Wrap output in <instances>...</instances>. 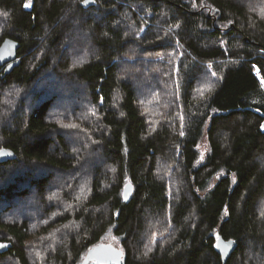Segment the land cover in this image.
<instances>
[{"label": "trees", "instance_id": "trees-1", "mask_svg": "<svg viewBox=\"0 0 264 264\" xmlns=\"http://www.w3.org/2000/svg\"><path fill=\"white\" fill-rule=\"evenodd\" d=\"M28 1L0 0V264L108 234L121 264H222L219 237L264 264V0Z\"/></svg>", "mask_w": 264, "mask_h": 264}, {"label": "water", "instance_id": "water-1", "mask_svg": "<svg viewBox=\"0 0 264 264\" xmlns=\"http://www.w3.org/2000/svg\"><path fill=\"white\" fill-rule=\"evenodd\" d=\"M20 45L11 40L5 39L3 43L0 45V70H3V75L9 74L13 68L19 65L20 59L17 57V51ZM4 153H0V157ZM3 159V158H2ZM131 192L130 187H126L124 190V199H127ZM218 254L221 257L222 264H225L227 259L231 256V254L236 249V243L231 240H224L222 238H218L217 240ZM109 249V250H107ZM5 247L0 246V251H4ZM104 250L105 252H102ZM98 253L100 255V261H97V264H121L119 258L121 253L118 250L110 248L108 245H99L94 248L90 253Z\"/></svg>", "mask_w": 264, "mask_h": 264}, {"label": "rangeland", "instance_id": "rangeland-1", "mask_svg": "<svg viewBox=\"0 0 264 264\" xmlns=\"http://www.w3.org/2000/svg\"><path fill=\"white\" fill-rule=\"evenodd\" d=\"M27 4L28 5L30 4V0L28 1ZM199 93L201 94L202 92H199ZM65 107H67V105H65ZM161 111H163V109H161L159 104H157V101H155L154 104L149 106L148 111L147 112L145 111V112H146V114L148 116H150L149 118L151 119V121H153V120L159 121V118L162 117L161 114L163 115V113ZM151 115H155V118L154 117L151 118ZM68 138H69V140H71V136H68ZM205 149H206L205 145L204 146H200V149H199L200 150V155H202V156L204 155ZM90 156L91 155H87V157H90ZM96 156L98 157V154H96ZM162 168L164 170L166 169L163 165H162ZM89 172L90 171L88 170V168L86 166L82 165L80 167V169H78V173H77L76 177L77 176L80 177V175L82 177V176L88 174ZM77 179L78 178H75V181H73L74 184L76 183ZM82 184H83V179L81 178L75 184V186H72V187L76 188L75 189L76 193L80 194V191H82V188H79V187H81ZM84 185H85V183H84ZM75 195H77V194H75ZM28 200H29V203H30V202L33 201V198H29ZM20 212L23 213V214L25 213V211H23V210H20ZM45 233L46 232L44 231L42 235L44 236ZM34 242H35L34 240H31L30 244H29V247H28L29 251H30V254L34 257L33 263L34 264H47V263H44V262H46V257L41 254L42 252L40 253V251L38 250V245L36 243H34ZM98 245H108V246L112 245L111 247H113L115 250H119L120 249V246H118V243H117L115 237H113L110 234H108L107 236H104V238L101 240L100 244H98ZM90 252H92V249H90L89 251H85L83 253L81 259L79 260L78 264H97V261H100L99 258H97V260H95V261H91L90 258H94L95 256L94 257L90 256ZM99 264H104V263L101 262Z\"/></svg>", "mask_w": 264, "mask_h": 264}, {"label": "snow or ice", "instance_id": "snow-or-ice-1", "mask_svg": "<svg viewBox=\"0 0 264 264\" xmlns=\"http://www.w3.org/2000/svg\"><path fill=\"white\" fill-rule=\"evenodd\" d=\"M84 3L87 4L88 3V0H84ZM25 7H29V5L28 4H25ZM213 75H214V73H213ZM262 127H264V126H262Z\"/></svg>", "mask_w": 264, "mask_h": 264}]
</instances>
